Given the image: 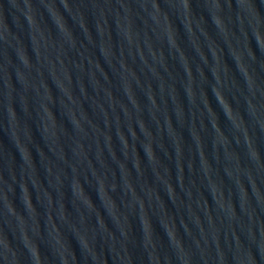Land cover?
Returning a JSON list of instances; mask_svg holds the SVG:
<instances>
[{"label":"water","instance_id":"water-1","mask_svg":"<svg viewBox=\"0 0 264 264\" xmlns=\"http://www.w3.org/2000/svg\"><path fill=\"white\" fill-rule=\"evenodd\" d=\"M0 264H264V0H0Z\"/></svg>","mask_w":264,"mask_h":264}]
</instances>
